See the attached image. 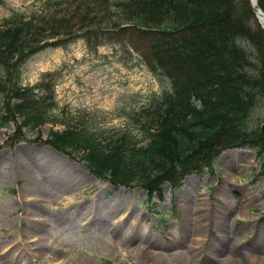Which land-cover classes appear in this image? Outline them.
Instances as JSON below:
<instances>
[{
	"label": "rangeland",
	"instance_id": "obj_1",
	"mask_svg": "<svg viewBox=\"0 0 264 264\" xmlns=\"http://www.w3.org/2000/svg\"><path fill=\"white\" fill-rule=\"evenodd\" d=\"M42 1L4 0L0 27ZM46 73L56 114L92 131L130 129L139 139L137 114L166 85L132 50L117 43L92 49L83 39L31 57L22 83L35 85ZM263 120L262 102L252 122ZM58 128L0 129V264H242L263 254L264 175L254 150L225 151L214 172L190 175L175 190L164 185L149 201L136 183L98 177L81 152L51 147L47 139Z\"/></svg>",
	"mask_w": 264,
	"mask_h": 264
},
{
	"label": "trees",
	"instance_id": "obj_2",
	"mask_svg": "<svg viewBox=\"0 0 264 264\" xmlns=\"http://www.w3.org/2000/svg\"><path fill=\"white\" fill-rule=\"evenodd\" d=\"M257 4L264 12V0ZM79 39L92 49L117 43L132 50L166 81L137 114L141 139L130 129L120 136L92 131L56 114L52 73L23 85L31 57ZM262 102L264 29L250 0H43L0 27V129L59 127L49 134L51 147L81 152L98 177L136 183L149 201L164 185L175 190L190 175L214 172L232 149L254 150L264 175V120L252 122Z\"/></svg>",
	"mask_w": 264,
	"mask_h": 264
},
{
	"label": "bare ground",
	"instance_id": "obj_3",
	"mask_svg": "<svg viewBox=\"0 0 264 264\" xmlns=\"http://www.w3.org/2000/svg\"><path fill=\"white\" fill-rule=\"evenodd\" d=\"M262 23L264 25V18H262ZM69 173H65V177L67 178H71ZM96 211H88V214L89 215H93L95 214ZM206 216V213L202 214V215H199L200 218H204ZM142 252V251H141ZM231 252H233L231 250ZM262 255H251L250 257L246 256L244 258H241V263L242 264H252L253 261H255L257 264H264V251H262Z\"/></svg>",
	"mask_w": 264,
	"mask_h": 264
},
{
	"label": "water",
	"instance_id": "obj_4",
	"mask_svg": "<svg viewBox=\"0 0 264 264\" xmlns=\"http://www.w3.org/2000/svg\"><path fill=\"white\" fill-rule=\"evenodd\" d=\"M251 2V5H252V8L257 16V18L259 19L260 23L262 24L263 28H264V25L262 23V18H264V12L257 7V0H250Z\"/></svg>",
	"mask_w": 264,
	"mask_h": 264
}]
</instances>
